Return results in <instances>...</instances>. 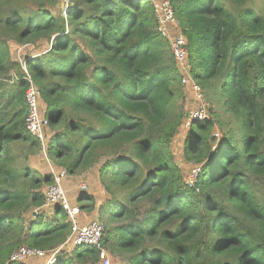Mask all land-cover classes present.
<instances>
[{
  "label": "trees",
  "instance_id": "obj_1",
  "mask_svg": "<svg viewBox=\"0 0 264 264\" xmlns=\"http://www.w3.org/2000/svg\"><path fill=\"white\" fill-rule=\"evenodd\" d=\"M53 1L0 0V264H22L9 259L20 244L57 249L53 264L100 262L95 247L66 241L72 221L46 201L52 174L27 164L42 145L24 125L26 69L50 158L67 175L98 176L99 216L117 223L102 245L128 250V264H264V0L260 11L250 0H171L189 76L236 124L216 144L213 120L187 128L183 156L200 167L191 187L172 161L183 85L152 2L63 0L54 15ZM39 42L34 56L13 57L12 43ZM92 192H78L79 212L95 209Z\"/></svg>",
  "mask_w": 264,
  "mask_h": 264
},
{
  "label": "rangeland",
  "instance_id": "obj_2",
  "mask_svg": "<svg viewBox=\"0 0 264 264\" xmlns=\"http://www.w3.org/2000/svg\"><path fill=\"white\" fill-rule=\"evenodd\" d=\"M156 1V0H153ZM64 1L63 0H57L53 1L51 5H48L47 9L51 11L52 14L56 15L58 13L60 14H65V7L64 6ZM261 5V0H250L247 2L248 7H254L256 11H260L258 6ZM178 21H176V24L172 27H170L171 31V36L174 35L176 32L179 31L178 27ZM42 43H33V45H28V44H23L17 46L16 44L12 43L11 44V52L13 57L17 61H21L24 56H29L33 55L34 53H37L40 48L43 46L41 45ZM170 53V50L168 51ZM34 56V55H33ZM171 61L174 62L176 68L178 69V75L181 78V84L182 86V94L180 97L177 98L176 104L177 107L180 108L182 115L184 114V120L182 123L181 127H178L177 130L179 131L178 134L172 138L170 142V151L172 153V161L173 163L178 167L179 172L181 173L183 183L186 184V186H193V184L196 181V178L194 182L189 181V175L191 174L192 167L195 165H190L184 158L183 156V149H184V139L187 135V129L183 126L185 119L189 116L191 112L194 110L198 109V107L203 103L205 104V107L208 111V118L205 120H213V127H212V136L214 138V143L220 139L221 136V129H227L228 127L235 128L236 124L233 123L232 118L225 112V108L222 105V98L218 99L217 97L213 96L210 92L205 91L203 89V94L201 95V99L193 92L191 88V83H194L189 74L187 73V69L189 67L187 66V63H185L186 67L182 68L180 67L181 64H178L173 56L170 53ZM29 75V76H27ZM26 78L30 77V74L28 73V70L26 69ZM186 79V83L182 82V79ZM7 83V81L5 82ZM38 105H39V110L40 114L43 115V112L45 110V103L44 101L40 98H38ZM218 115L220 116L219 119L222 122L220 125L219 121H217ZM227 122V127L224 126V121ZM45 134H47V140L51 137L52 132L47 129L45 131ZM45 144L46 142L42 145V149L40 152L29 155L27 164L32 168L38 171L40 174H46L47 172L51 173L52 172H58L62 167L61 164H57L53 161L52 158L48 155L47 151L45 150ZM215 147V145H212V149ZM22 147H15L13 148V151L15 153H22V155L25 153L24 150H22ZM199 167V165H197ZM89 171V170H88ZM83 172V171H82ZM68 174V173H67ZM84 176L82 179H80L77 174L76 175H67L65 180H69L67 182H62V187L65 190L66 197L68 199V202L70 205H76L77 204V194L81 190L82 193H90L91 191L93 193V199L95 203V209H85L84 211H80L78 214L77 222L80 225V220L82 218L87 217L90 220L97 219L105 225L104 227H107V224L110 223L111 225H116V222L111 221L110 219L104 215V217H100V211L99 209L100 206L105 202L106 200V195L104 193L103 188L101 185L98 183V176L97 177H92V173L87 174V172L82 173ZM81 174V175H82ZM198 174V173H197ZM77 177L80 179H77ZM197 177V176H196ZM70 178V179H69ZM77 179V180H75ZM81 184H85V188H81ZM100 186V187H99ZM80 188V190H79ZM103 190V192H102ZM102 194V195H101ZM47 215L51 214L53 212L52 206L47 210ZM72 228V224H71ZM70 235V234H69ZM68 238V237H67ZM67 240V239H66ZM15 241V240H14ZM66 242V241H65ZM69 242V241H68ZM20 246H26L25 244H20ZM19 246V247H20ZM67 248V246L65 247ZM102 248L106 251L107 257L110 261V264H128L127 259L130 257V252L128 250H123V251H114L110 249V246L108 245H102ZM18 249V248H16ZM15 249V250H16ZM49 252L48 250H46ZM14 252V251H13ZM12 254V253H11ZM10 254V255H11ZM9 255V259H10ZM55 262V261H54ZM53 262V263H54ZM22 264H47L46 259H37L35 257H29L24 259V261L20 262ZM51 263V264H53ZM96 264H100L99 261L96 262Z\"/></svg>",
  "mask_w": 264,
  "mask_h": 264
},
{
  "label": "built area",
  "instance_id": "obj_3",
  "mask_svg": "<svg viewBox=\"0 0 264 264\" xmlns=\"http://www.w3.org/2000/svg\"><path fill=\"white\" fill-rule=\"evenodd\" d=\"M153 5V10L156 18V32L169 40V50L174 60L181 64L180 67L185 68L187 58V47L185 35L178 31L171 36L170 27L176 24V18L174 14V7L171 0H150ZM65 9V8H64ZM189 69H187V73ZM29 76V75H27ZM27 87L24 91V99L26 104V114L24 119V125L27 133L32 137L40 141L43 145L46 141L47 134L45 131L48 129V120L39 111L38 98L40 95L38 86L34 83L31 77L26 78ZM183 83H186V79H182ZM194 82V81H193ZM193 92L201 99L203 94L200 85L196 82L191 83ZM208 118V111L205 104H201L198 109L189 114L184 121V127L187 129L191 123L195 121H203ZM200 167L193 166L191 174L189 175V181L194 182L197 173H199ZM67 176V170L62 167L58 172H52V182L48 186L46 192V201L48 204H59L64 212L70 217L72 221V228L70 235L66 241H71L74 245L92 246L98 250L100 262L102 264H110L106 251L102 248V237L104 224L103 222L93 219L86 224L79 225L77 222V216L79 208L76 205H70L66 197L65 190L62 187V180ZM81 188H85V184H81ZM57 249L48 253L46 250L31 248L28 246H20L10 255V261L22 262L29 257L44 258L47 264H51L55 261Z\"/></svg>",
  "mask_w": 264,
  "mask_h": 264
},
{
  "label": "crops",
  "instance_id": "obj_4",
  "mask_svg": "<svg viewBox=\"0 0 264 264\" xmlns=\"http://www.w3.org/2000/svg\"><path fill=\"white\" fill-rule=\"evenodd\" d=\"M88 221H89V219H88ZM85 222H87V221H85ZM85 222H84V223H85ZM85 224H86V223H85Z\"/></svg>",
  "mask_w": 264,
  "mask_h": 264
},
{
  "label": "water",
  "instance_id": "obj_5",
  "mask_svg": "<svg viewBox=\"0 0 264 264\" xmlns=\"http://www.w3.org/2000/svg\"><path fill=\"white\" fill-rule=\"evenodd\" d=\"M54 38V37H53Z\"/></svg>",
  "mask_w": 264,
  "mask_h": 264
}]
</instances>
